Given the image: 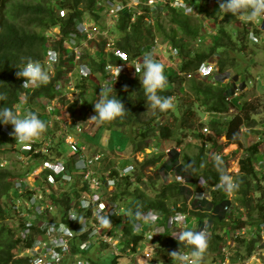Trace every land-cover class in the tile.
I'll use <instances>...</instances> for the list:
<instances>
[{
    "label": "trees",
    "instance_id": "trees-1",
    "mask_svg": "<svg viewBox=\"0 0 264 264\" xmlns=\"http://www.w3.org/2000/svg\"><path fill=\"white\" fill-rule=\"evenodd\" d=\"M191 1L196 7V13L192 15L182 14L172 7L166 8L167 25V21L161 19L160 14L155 18V24H149L145 19V14L139 15L136 21L131 22V10H122L119 13L117 28L124 33L117 40L116 46L130 56H134L138 54L141 46H146L157 34L164 44H171L177 49L180 71L182 73H192L201 63L216 56L214 60L219 72H230L231 77L238 76L240 72L239 74L235 70L232 72L229 68L233 69L238 64L239 56L242 55V46L245 45V41L249 40V28L255 32L260 30L258 28L253 29L252 21L248 20L249 26H243L242 29L239 28L237 36L233 39L230 31L219 24L215 28L216 37L209 40L211 43L207 42L205 40L206 32L203 30L200 19H198L196 14L206 13L208 17L215 19V9L206 5L202 7L196 0ZM100 2L101 0H0V94L3 96V99H0V107H7L17 111L20 106L24 113L25 111L37 113L38 117L46 123V129L43 132L47 135L51 133L48 117L38 109L36 98L43 93L53 96L51 88L54 87L55 81L64 72L61 66L65 59L73 60L74 52L67 48L66 39L68 34L75 30V18H82L86 11L93 13L94 8L99 6ZM250 11L251 8L248 7L241 9L237 13H249ZM54 27H58L60 32L59 34L57 33L58 37L53 38V35L47 37L44 32ZM199 37L201 41H198ZM49 40L60 53L59 63L55 65L56 72L54 76L50 78L48 83L37 85L34 91L23 90L21 85L23 77H17L15 75L16 71L18 68H22L28 60L39 61ZM98 46V58H92L86 62L93 72L102 71L105 62L110 60L115 63L119 59L112 54L109 60H106L103 42H99ZM233 51L237 52L239 56ZM82 57L85 56L82 55ZM45 69L47 70V68ZM142 76L143 73H136L129 77H123L120 81L112 82L110 80L111 82L108 84H113L111 95H116L121 100L126 111L121 116L106 120V122L110 127L140 124V131H138L137 135L141 137V142L137 143L134 141L133 143L136 150L143 149L144 145L140 144H144L148 136L157 133V136L166 139L173 136L174 133V128L171 127L170 123L157 120L158 114L153 113L147 116L146 112H148L147 108L149 107L148 93L143 84L140 83V80L143 79ZM183 76L188 81L190 101L194 99V101L203 105L208 112L214 114V117L208 121V126L211 129L210 134H206L203 131H199L196 134L200 138L201 143L198 145V151L195 154H188L187 152H180V154L175 149H172L168 151L167 159L163 162L162 157L164 154H161L141 163L143 169L148 163L161 162L159 167L162 168L163 172L174 169L175 173H180L184 176L186 183L175 180L164 181L159 188L154 190V195L149 197L140 188V184L146 179L143 170L128 174L120 180V194L127 198L129 208V212L126 214L124 230L126 242L128 243L130 239L136 241L140 237L137 234L131 235L133 222L137 219L135 215L137 211L142 212L147 208L153 207L168 212L171 211L169 206L171 204L176 205V202L180 200L183 201V204L181 207H175V210L186 211L188 207L184 199L189 195L190 187L197 179L202 178L205 185L212 186L220 182L223 175L229 174L236 182L233 190L236 194L241 195L239 201L246 208H248L251 200L249 197L251 180L255 181V190L259 194L253 205L256 216L253 217L249 214V219L247 220H241L240 217H237L231 221L232 225L230 228L242 229L245 224L256 226V235L259 238L258 227L260 229L261 223H264V185L260 183L264 175L256 168L255 162L259 159L256 155L262 140L259 138L258 141H254L247 148L245 147L246 153L238 159L239 173L228 172L229 154L224 151L230 143H237L238 145L242 135L249 133L259 123L254 117L258 104L240 95L238 96V98L240 97L239 110L228 118L222 119L218 115L227 112L231 107L230 105L234 104L228 98L232 92L230 90L231 84H224L217 78L201 80L193 74L190 77ZM88 79V77H83L78 82L77 88H81L83 93L81 99L83 106L87 107L86 111L94 112L93 103L102 94V87L97 85L91 88ZM156 92L162 98L169 97L172 93L171 90L161 88L156 89ZM66 103L68 104V111L71 115H74L78 101L73 103L62 101L63 105ZM63 105L57 108V112L62 117H65L66 110H63ZM193 113L194 109L189 104L185 112L182 113L184 115L180 114L182 116L181 121L183 123L186 122L192 117ZM194 122V120L189 124L187 122L188 127L193 126ZM2 125L0 124V152L1 147L14 144L16 141L14 137H8L1 130ZM7 125L12 128L11 124ZM242 128H244V131L241 130ZM206 145H210L209 153ZM262 157L264 158V154ZM1 159L3 157L0 156ZM115 172L113 170V173ZM21 173L16 168L0 166V264H28L29 261L28 257L18 255V252L23 246L28 245L29 241L23 240L18 229L10 223L9 218L12 217V214L6 210V206L3 204L4 198L11 189L13 178L21 175ZM132 179L133 181H131ZM132 183H135L136 186L130 190ZM211 194V201L193 198L191 202L193 208L190 209V212L198 215L201 222L204 218H208L210 235L208 241L213 239L219 242L222 236L219 233H215V231L217 229L226 231L229 224L224 220L225 216L221 210L223 203L228 202V199L226 192L221 187L211 190ZM198 202L201 203L203 210L211 209L215 213L195 210L199 208ZM256 240L257 238L254 235L249 240L240 238L239 241L245 244L246 250L243 253L239 250H230V260L244 262L243 260L253 253ZM241 259L243 260L241 261Z\"/></svg>",
    "mask_w": 264,
    "mask_h": 264
},
{
    "label": "built area",
    "instance_id": "built-area-1",
    "mask_svg": "<svg viewBox=\"0 0 264 264\" xmlns=\"http://www.w3.org/2000/svg\"><path fill=\"white\" fill-rule=\"evenodd\" d=\"M131 1L135 5H140L138 7L140 10L133 11ZM212 1L210 0L209 3ZM127 3L130 4V7ZM168 7L175 8L184 14H191L196 10L195 4L191 0H126L112 1L108 11L117 15L122 10H131V22L136 21V18L141 14H145L147 22H151L155 20L154 16L156 14L165 13ZM259 18L262 23L259 34L254 31L248 32V38L253 42H264V15L259 16ZM117 19H119V16ZM83 27L78 22L75 30L70 32L66 39L67 48L74 52V56L73 60L65 59L61 67L64 70L72 62L76 65L75 70L73 68L64 70L61 77L54 83L52 90L55 94L53 96L43 93L38 96L39 98H36L38 104H41V108L38 109L46 114L50 127L54 122L63 118L57 112L58 105L60 106L63 100L72 103L78 101L76 109L80 108L82 92L81 88H77V85H75L74 75L78 79L89 76L88 73L91 72L87 63L83 61L75 62L79 58V54L83 55L80 46L84 42L95 41L93 46H97L96 49L98 50V44L102 41L106 60H109L112 54L114 57L119 58L115 63L110 60L104 63L102 71L111 81L116 78L118 68L119 72L114 81H120L123 77L143 72V69L136 72L134 68L143 55L150 52L157 61L158 54L163 50L160 39L154 36L146 46L141 47L138 54L130 56L117 47L115 43H112L109 36L107 38L104 35L99 36L97 33H90ZM51 35L55 36L54 38L58 37L55 33ZM198 41H201L200 37ZM48 42V45L44 48L43 56L38 62L41 63L42 67L47 68L51 78L54 76L56 68L54 67L53 72L49 68L59 63L60 53L53 47L51 40ZM167 45L173 55L178 56L177 49L171 44ZM50 52L56 53L55 60L50 59ZM216 69L215 60L208 59L201 63L194 72L181 73V75L190 77L193 74L195 77L201 78L213 74V70L216 71ZM217 72H219L218 69ZM72 78L75 87H71ZM110 80L109 82H111ZM22 82L23 80L21 85ZM22 87L23 90L26 89L31 92L36 89L37 85L28 83L27 86L22 85ZM57 99L60 103H57ZM67 105L66 103L65 107ZM75 114H69L67 118H74L76 117ZM76 120L77 118L74 121ZM63 121L64 123L67 122L65 118H63ZM71 126L72 129L80 131L78 124H71ZM207 129V127H204V130ZM1 130L8 137H13L10 135L12 128L7 124H3ZM59 133L61 139H54L52 133H50L39 135L31 142L21 143L17 140L14 142V146L20 152L21 157L23 153L27 155L21 161L41 160L40 165L27 168L26 172H22L21 175L13 178L9 194L4 198L3 204L6 206V210L12 214V217L9 218L10 223L18 229L23 240L29 241V244L23 246L18 252L19 256L28 257V264H95L91 257L86 255V252L92 244H98L101 247L103 245L111 246L116 261L124 252V254L129 253L131 258L134 256L139 258L142 255L146 261L151 262L159 257L160 250L165 249L171 252L177 251L184 257L182 261L177 257H172L171 259H175L171 264H192V245L186 244L179 237L187 229L203 230L208 242L210 236L208 218H204L202 222L199 219L197 224L190 228L187 217L189 215H192L193 218L198 217V215L190 212L193 205L191 207L187 206L186 211L175 210V207L179 206L177 204H171L169 206L171 211L168 212L160 208H147L140 212L142 218L136 219L132 225L131 235L137 234L140 237L136 241L130 239L127 243L124 230L126 214L129 212L128 200L120 194L121 186L119 183L124 176L133 173L134 165L128 163L122 167L113 166V170L116 171L113 173L111 168H104L103 166L104 159L109 158L103 155L102 152L93 151L80 142V134L76 135L77 137L73 136L75 133L64 126ZM62 143L69 146L70 151L68 153L62 149ZM7 163L8 160L5 158L0 160V166L2 167H6ZM173 180L186 183L184 176L180 173H173V178L168 182ZM201 180L203 179L201 178ZM220 183L221 180L215 185L207 186L203 180L202 185L207 188L199 187L198 191L194 192L191 186V197L194 194V198L197 200L211 201V190L218 189L217 185ZM81 201H87L88 206L82 207ZM200 204L198 202L199 208L195 210L215 213L211 209L203 210ZM232 205V202L228 199V202L223 203L221 207L223 215L226 216L224 217L225 220L228 219ZM145 215L148 217L147 221L143 219ZM100 216H106L110 220V224L107 226L101 225L99 222ZM134 225L138 230L134 231ZM259 230L264 233V223L261 224ZM229 231L233 234H231V239H228L230 241H227V244L231 245V241L245 233V228L232 229L227 227L226 232ZM222 244L219 246L222 256L218 264H243L242 262L231 261L230 247L227 244ZM164 259L168 260L169 256ZM165 264L169 263L166 262Z\"/></svg>",
    "mask_w": 264,
    "mask_h": 264
},
{
    "label": "rangeland",
    "instance_id": "rangeland-1",
    "mask_svg": "<svg viewBox=\"0 0 264 264\" xmlns=\"http://www.w3.org/2000/svg\"><path fill=\"white\" fill-rule=\"evenodd\" d=\"M112 1H126V0H110V1L101 0L99 6H96L94 8L93 13L91 11L89 12L86 11L81 19L78 20V17L75 18L74 21L75 26L79 22L80 25L84 26L83 28L85 30L89 31L90 33H97V35L99 36L104 35L107 36V38L109 36V39L112 40L111 42L117 45V40L121 37L122 33L124 32L119 31L117 28V23L119 21L117 18L119 14L116 15L108 11L109 5L112 3ZM196 1L199 2V4L202 7L206 5L208 7L211 8L213 7L215 9V13H214V15L216 16L215 19L208 17L206 13H199V15L196 14L198 19H200L203 30L206 32L205 40L207 42H210L209 40L211 38L216 37L215 28L219 24L225 26L230 31L233 39H235V37L237 36V32L239 28L242 29L243 26L247 25L249 19H246V17L248 13L232 14L231 12H224L221 8H219V3L221 2V0H216V1L213 0L212 2H210V5L207 4L209 3L210 0H196ZM130 3L132 4L131 9L133 11L139 9L138 7H140V5H135L133 1H131ZM127 4L130 7V4L129 3ZM52 6H54V4H52ZM195 13L196 11L186 15H192ZM165 15H166L165 13H161L160 18L163 20L165 19L167 21V16L165 17ZM154 17L156 18L157 14ZM251 21L254 22V27L260 29L261 21L259 17L253 18L251 19ZM155 22H156L155 20H152L151 22L148 23L155 24ZM167 24L168 21L166 25ZM44 33L47 37H49V35H51L52 33H55L58 36L60 32L58 30V27H54V28H49ZM154 36H157V34H155ZM157 37L160 39L159 36ZM93 42L95 41H87L80 46V51L83 52V56L85 57H82L81 54H79V58H77L75 62L83 61L84 63H86L92 58H98L97 57L98 52L96 49L97 46H93ZM160 43L163 44V50L158 54L157 62L163 65V72L164 75L167 77V81L164 87L161 89L172 91V93L169 96L171 97L172 106L168 109L163 110L164 112L161 113V110L158 107H153L151 101L148 100L149 107L147 108L148 112L146 113L147 116L156 113L158 114L157 120L170 123L171 127L174 128L173 136L166 139L160 138L159 136H157V133L152 136H148V138L145 139L144 144H140V145H144L143 149L136 150L134 148L133 143L134 141H136L137 143L141 142V137L137 135L138 131H140L139 129L140 124H133V126L132 125L119 126V127H110V125L107 124L106 121L97 124L96 121L89 119L92 115L95 114V112L86 111L87 107L83 106V102H81L79 106L80 108L76 109L75 111L76 117L69 119L67 117L70 114V112L68 111L67 107H65V105H63L61 102V105H63V110H66L65 117L63 118H65L67 122L64 123L62 115L58 113L59 116H61L62 120L54 122L53 125L49 127L52 133V137L54 139L62 138L60 136L61 134L59 133V131L62 129L63 126L70 128V131L75 133V135L73 136L80 134L79 136L80 142L85 144L88 148H91L93 151L102 152L103 155L109 158V159H104V164H103L104 168H111L113 170V166L122 167L128 163H132L134 165V169H133L134 173L143 170L146 179L140 184V188L149 197H152L154 195L153 193L154 190L159 188L164 181L168 182L170 179H172L173 173L175 172L174 169L166 170L167 172H163L162 168L159 167L161 165V162L152 163V164L148 163L147 165H145L143 169L141 163L144 160L150 159L154 156L161 154H164L162 157V162H163L165 159H167L168 151L172 149H175L179 153L187 152L188 154H195L198 151V145L201 143L200 138H198L196 134L199 131H203L206 134H210L209 132L211 131V129L208 126V121L214 117V114L212 112H208L203 105H200V103L194 101V99L193 101H190V97L188 95V92H190V90L187 86L188 81L186 77L181 75L182 72L180 71V61L177 60L178 56L173 55L168 45L164 44L161 41V39H160ZM141 47L139 48V50L141 49ZM242 48H243L242 55L240 56L237 52L233 51L239 56V60H238V64L233 69L229 68L232 72L234 70L237 71L238 74L240 72L238 76L236 75L234 77H231V74L227 76L230 72L221 73V72H217L216 69V71L213 70V74L207 75L205 77H201L199 79L206 80V79L217 78L219 81L223 82L224 84L226 83L231 84L230 90H232L233 95L231 92L228 98L234 104L230 105L231 107L227 112L218 115L222 119L228 118L230 115H232L233 113L239 110L240 97L238 98V96L240 95H242L244 98L251 99L255 104H258V109L257 111L254 112V117L259 121V123L255 125L252 128V130H250L249 133L242 135L238 145L237 143H230L224 149V151L228 152L229 154V166L227 169L228 172L239 173L238 172L239 157H241L246 153L245 147L247 148L251 143H253L254 141H258L260 138L262 142L259 145V151L257 152L256 155L259 159L256 160L255 166L261 172V174L264 175V158L262 157L264 154V43L263 42L253 43L251 40L250 41L248 40L245 41V45H243ZM213 59H216V56L209 60L212 61ZM69 65L70 66L66 67L64 70H71L72 68L73 70H75L76 67L75 64L70 62ZM54 67L55 64L50 66L49 70L53 72ZM86 71H88V69H86ZM178 72L179 74H177ZM72 74L74 73L72 72ZM88 75H89L87 76L89 78L88 83L91 88L100 85L102 87L101 90H103L105 85H108L110 83L109 82L110 78L106 76L103 73V71H96V72L91 71L90 73H88ZM81 79L82 78L76 79L74 75L75 85H77L78 82L81 81ZM74 81L72 78L71 87H75ZM37 103L38 101H36V104ZM57 103H60V101L58 100ZM189 104L192 107V109H194V113L190 118L192 119V121L193 120L195 121L193 126H191L190 128L188 127V124L192 122L190 118L184 123L181 121L182 116L184 115L182 113L185 112ZM37 107L41 108V104L40 106L38 104ZM80 109L82 110V112ZM18 110L16 112L20 114V116H22L24 112H22L21 109ZM180 114H182V116H180ZM75 118H77L76 121H74ZM261 123H263V125H261ZM71 124H75V125L78 124L80 126V131L72 129ZM98 127L100 128L98 129ZM204 127H207L208 129L204 130ZM241 130L244 131V128H242ZM42 134L47 135L45 132H42L40 135ZM14 145L15 144L12 143L1 147L0 156L3 157V159L5 158L8 160L6 167L9 166L10 168H16L17 170H20V172H26L27 168H33L41 164V160L21 161V159L23 157H26L27 155L26 153H23V156L21 157L20 152ZM61 147L66 153L70 151L69 146L65 143H62ZM206 149L209 153L210 145H206ZM227 176L231 177L232 181L236 184L234 178L230 174ZM29 181L31 182V180ZM260 183L264 185L263 177L262 180H260ZM202 184H203V180H201V178L197 179L196 182L191 185L193 187V191L194 192L198 191L199 187L203 189L207 188L204 187V185ZM150 185H152V187H150ZM135 186L136 184L132 183L130 185V190H132ZM221 188L226 192L227 198L233 204L228 214V219L227 220L224 219L226 222L229 223L227 227H230L232 225L231 221L237 217H240L241 220H247L249 219L248 216L249 214H251L253 217L256 216L255 210L253 209V205L255 204V199L259 194L255 190L254 180H251V184H250L249 197L251 200L249 201L250 204L248 208H246L244 204H241V202L239 201L241 195L236 194L233 188H229L227 185H223ZM193 198H194V194L191 197V191H190L189 195L184 199L186 206L191 207L192 205L191 202ZM176 204L181 207L183 201L182 200L177 201ZM198 220H199L198 217L193 218L192 215H189L187 217L188 226L190 228H193L197 224ZM224 220L223 222H225ZM242 227L245 228V233L235 238L234 241H231V245L227 244V241L228 242L230 241L228 239H231V234L233 233H231V231L226 232L217 229L215 233H219V235L221 234L220 236H222V239L219 242L213 239L212 241L207 242L208 246L205 249L204 253L202 254L201 258L199 259L198 264H218L222 256V253H220V249H219V246L222 243H223L222 245L227 244V246L230 247L231 251L239 250L243 253L244 250H246L245 244L239 241V239L243 238L245 240H249L253 235L256 236L257 238L254 251L250 256L246 257L244 260L241 259V261L242 260L245 261L242 262L245 264H264V233L260 232L258 227L259 230V238H258L256 235V230H257L256 226L254 227V226H250V224H245ZM226 235L227 237H225ZM193 247L194 246L192 245L191 248ZM86 255L91 257V259L95 264H151V263L165 264L166 262L171 264L175 259V258L171 259L172 257H174L171 255V251H167L163 249L160 250L159 257L152 260L151 262L149 260L146 261L142 255L139 258H137L136 256L131 258L129 253L124 254L123 252V254L114 263L115 255L113 254L112 247L109 245H103L101 247L98 244H92L89 250L86 252ZM166 256H169L168 260L164 259Z\"/></svg>",
    "mask_w": 264,
    "mask_h": 264
},
{
    "label": "clouds",
    "instance_id": "clouds-1",
    "mask_svg": "<svg viewBox=\"0 0 264 264\" xmlns=\"http://www.w3.org/2000/svg\"><path fill=\"white\" fill-rule=\"evenodd\" d=\"M248 7L251 8V11L248 13L246 19L251 20L264 15V0H221L219 3V8H221L224 12H231L232 14H235L241 9ZM252 25L253 29L257 28L254 27L253 21ZM250 31L254 30L251 29ZM259 32L256 33L259 34ZM49 56L52 60L56 59L55 52H50ZM134 68L136 72L143 69V79L140 80V83L143 84L146 92L148 93L147 98L149 101H151L152 106L158 107L161 111L170 108L172 106L171 97L162 98L156 95V89L163 88L167 81V77L163 72V65L157 62L149 52L143 55L140 62L136 64ZM118 72L119 68L117 69L116 78ZM15 75L17 77L24 78L22 82V85L24 86H27L28 83H32L33 85L46 84L50 80L49 72L44 67H42L41 63L32 60H28L22 68H18ZM112 90V83L111 85H105L99 99L93 103L95 114L89 119L96 121L97 124L121 116L126 111L121 100L116 95H111ZM51 91L53 92L52 88ZM53 94L55 93L53 92ZM0 99H3L2 94H0ZM0 124H11L12 131L10 132V135H12L17 141L21 143L31 142L46 129L45 121L40 119L37 113L33 111H25V113L20 116L16 111L7 107H0ZM223 185H227L229 188H234L236 186L231 177L227 175H223L221 177V183L217 185V187H221ZM81 206L87 207L88 202L81 201ZM135 215L137 219L142 218L139 211H137ZM143 219L147 221L148 217L145 215ZM99 222L104 226L110 224V220L106 216H100ZM135 230H138V228L134 225V231ZM179 239L185 241L186 244L194 246L192 248V264H198L199 259L208 246L205 232L203 230L187 229L183 232ZM171 255L177 257V259L181 261L184 259V257L181 256L177 251L171 252Z\"/></svg>",
    "mask_w": 264,
    "mask_h": 264
},
{
    "label": "crops",
    "instance_id": "crops-1",
    "mask_svg": "<svg viewBox=\"0 0 264 264\" xmlns=\"http://www.w3.org/2000/svg\"><path fill=\"white\" fill-rule=\"evenodd\" d=\"M247 25H248V23H247ZM247 25H246V26H247ZM248 26H249V25H248ZM249 30H251V28H249ZM139 51H140V50H139ZM138 53H139V52H138ZM210 59H211V58H210ZM213 60H214V59H213Z\"/></svg>",
    "mask_w": 264,
    "mask_h": 264
}]
</instances>
